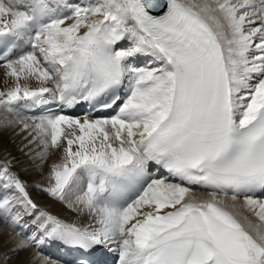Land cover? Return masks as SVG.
<instances>
[{
  "label": "snow or ice",
  "instance_id": "1",
  "mask_svg": "<svg viewBox=\"0 0 264 264\" xmlns=\"http://www.w3.org/2000/svg\"><path fill=\"white\" fill-rule=\"evenodd\" d=\"M0 68L6 123L39 149L24 155L59 153L32 187L90 221L39 206L4 159L0 264L55 242L78 251L67 264L100 247L115 264H264V0H0ZM49 94L59 108L28 114Z\"/></svg>",
  "mask_w": 264,
  "mask_h": 264
},
{
  "label": "bare ground",
  "instance_id": "2",
  "mask_svg": "<svg viewBox=\"0 0 264 264\" xmlns=\"http://www.w3.org/2000/svg\"><path fill=\"white\" fill-rule=\"evenodd\" d=\"M185 3L195 2L201 3L202 0H184ZM6 86H12V81L9 79L7 84H5V78L3 75V69L0 68V90H3ZM30 86L36 87L37 82L31 81ZM51 97L50 94L46 95L44 98ZM82 115H76L75 117H81ZM17 117L12 114L8 113L3 109H0V161L7 159V158H14L13 167L14 170L17 171L22 180H25L29 184V191L34 199V201L41 207L46 208V210L50 211L51 213L57 214L58 216L70 221L71 223H77L80 226H84L89 224L90 221L83 215H78L73 213L69 209H67L62 203L58 201L52 200L45 194H37V191L32 185L35 182H40L41 184H46L47 181L45 179L46 174L48 173L50 164L58 159L59 153L53 151L52 154L48 157L47 161L43 164L41 168H37L36 165L40 164V159L37 158L36 160H30L28 156H25V152H29V149H36V144H28V140L25 139L26 133L20 131V125L17 124H7V120H14ZM30 139V137H28ZM27 145V147H24ZM23 148V151H21ZM34 155V153H32ZM242 200V199H241ZM241 200L236 201L235 203H239V208H235L236 211L243 222V217H247L248 221H255L259 223L258 219L248 210H242L240 205H243V201ZM3 228H7L5 231L4 229L0 228V240H7L8 237L11 235V229L7 226L3 225L0 222V226ZM5 231V232H4ZM11 244H5L4 250L10 247ZM111 252V251H110ZM35 253V255H34ZM116 253L111 252V255H115ZM48 256L43 252L39 251L36 248L27 249L24 252H21L19 256H13L10 260H7L5 264H18V261H22L23 264H42L44 258ZM113 260H117V257H113ZM49 264H53L54 260L48 258ZM55 264H61L59 262H55Z\"/></svg>",
  "mask_w": 264,
  "mask_h": 264
},
{
  "label": "rangeland",
  "instance_id": "3",
  "mask_svg": "<svg viewBox=\"0 0 264 264\" xmlns=\"http://www.w3.org/2000/svg\"><path fill=\"white\" fill-rule=\"evenodd\" d=\"M0 228L4 229L2 225L0 226ZM4 230L6 231L7 228H5ZM5 231H4V232H5ZM11 235H12V233H11ZM31 252H32V248H31ZM34 255H35V253H34Z\"/></svg>",
  "mask_w": 264,
  "mask_h": 264
}]
</instances>
